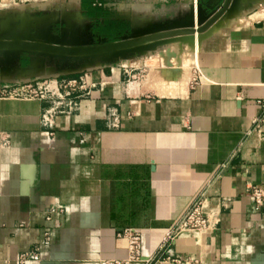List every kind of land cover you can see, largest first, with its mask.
<instances>
[{"label": "crops", "instance_id": "crops-1", "mask_svg": "<svg viewBox=\"0 0 264 264\" xmlns=\"http://www.w3.org/2000/svg\"><path fill=\"white\" fill-rule=\"evenodd\" d=\"M223 1L198 0L201 18ZM14 5L0 9V37L89 45L132 30L104 0ZM171 46L177 66L150 48L134 62L0 58V87L47 81L64 96L48 121L57 96L0 99V264L124 259L125 227L141 230L149 264H264V209L250 195L264 187V0H233L187 57ZM198 199L211 228L161 248ZM53 207L63 210L47 220Z\"/></svg>", "mask_w": 264, "mask_h": 264}, {"label": "rangeland", "instance_id": "rangeland-1", "mask_svg": "<svg viewBox=\"0 0 264 264\" xmlns=\"http://www.w3.org/2000/svg\"><path fill=\"white\" fill-rule=\"evenodd\" d=\"M19 1V2H18ZM52 0H0L1 7L11 8V4L16 7L23 4H48ZM109 3L110 13L114 18L122 19L129 22L132 30L131 35H141L147 32L156 31L158 29H173V30H187L193 29L194 32L186 35H179L174 38L159 41L153 45L147 52L149 57L156 56L160 60V56L165 53L166 58L175 56L173 50L166 51V48L172 44L173 48L180 49L181 54L187 57V53L191 49L196 52L195 44L197 40H201L205 33L200 34L198 29L202 25L201 17L199 15L198 0H104ZM18 2V3H17ZM171 44V45H170ZM188 44V45H187ZM171 46V47H172ZM189 46V47H188ZM162 50L163 53H162ZM196 50V51H195ZM158 54V55H157ZM160 54V55H159ZM138 52H131L127 58L133 62L141 55ZM176 57V56H175ZM148 60V58H145ZM152 59V58H151ZM104 60L103 57L97 59H83L81 62H94ZM173 60V59H172ZM152 62V60H151ZM150 61L149 67L152 64ZM181 60L174 58L173 63L177 66ZM151 63V64H150ZM153 66V65H151Z\"/></svg>", "mask_w": 264, "mask_h": 264}, {"label": "built area", "instance_id": "built-area-1", "mask_svg": "<svg viewBox=\"0 0 264 264\" xmlns=\"http://www.w3.org/2000/svg\"><path fill=\"white\" fill-rule=\"evenodd\" d=\"M82 78H80V81ZM79 80H72L68 83L71 88L77 87L83 88L86 83H80ZM85 81V80H84ZM50 83L45 81L33 85L32 83H24L20 85L5 84L0 87V99H43L47 95L50 98L58 97L57 106L50 109L47 116L44 118L48 121L56 112H58V106L62 104L64 96L50 89ZM69 95V94H68ZM264 104L263 102H259ZM68 110H78L76 102L69 101L67 103ZM264 123V115L257 120L256 125L259 127ZM52 126V125H50ZM250 195L253 200V204L256 210L264 209V187L252 186L250 189ZM63 210V207H53L48 211L47 220H50L53 214H58ZM211 228V219L208 215V211L205 206V200H196L190 208L177 220L174 227L170 228L164 233L161 248H166L175 238L181 236L185 232L194 230H208ZM141 237L142 233L139 228L125 227L117 232V240L122 243V247L127 251V257L124 259H112L102 260L95 262L94 264H149V261L145 260L141 253ZM51 240V231L45 232L44 243L48 244ZM24 258V257H23ZM180 261V260H177ZM24 262V261H23Z\"/></svg>", "mask_w": 264, "mask_h": 264}, {"label": "water", "instance_id": "water-1", "mask_svg": "<svg viewBox=\"0 0 264 264\" xmlns=\"http://www.w3.org/2000/svg\"><path fill=\"white\" fill-rule=\"evenodd\" d=\"M233 0H224L221 6L207 20L201 18L200 34L207 32L211 26L226 12ZM200 15V7H199ZM201 17V15H200ZM193 29L173 30L158 29L141 35H129L116 41L103 40L89 45H70L65 42H55L51 38L38 39L24 34H12L0 37V58L9 59L14 53L27 52L62 61H82L83 59L112 60L131 52H140L151 48L159 41L174 38L179 35L193 33ZM102 60V61H104Z\"/></svg>", "mask_w": 264, "mask_h": 264}, {"label": "trees", "instance_id": "trees-1", "mask_svg": "<svg viewBox=\"0 0 264 264\" xmlns=\"http://www.w3.org/2000/svg\"><path fill=\"white\" fill-rule=\"evenodd\" d=\"M89 7H92V8L94 9V10H91V11L89 12L90 15H94V16H96V14H98V13H99V10L101 9L100 6H98L97 3L93 6V2H90V3H89L88 8H89ZM100 11H101V10H100ZM100 13H101V12H100ZM108 29H109V28H108ZM108 29H107V28H103V29H101V33H103V34L109 33Z\"/></svg>", "mask_w": 264, "mask_h": 264}, {"label": "bare ground", "instance_id": "bare-ground-1", "mask_svg": "<svg viewBox=\"0 0 264 264\" xmlns=\"http://www.w3.org/2000/svg\"><path fill=\"white\" fill-rule=\"evenodd\" d=\"M197 49V48H196ZM196 51V50H195ZM182 73V72H181Z\"/></svg>", "mask_w": 264, "mask_h": 264}]
</instances>
